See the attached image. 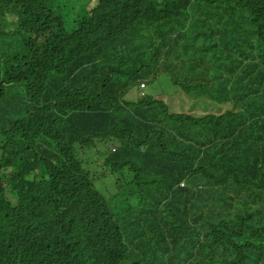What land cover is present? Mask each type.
Segmentation results:
<instances>
[{
	"label": "trees",
	"instance_id": "obj_1",
	"mask_svg": "<svg viewBox=\"0 0 264 264\" xmlns=\"http://www.w3.org/2000/svg\"><path fill=\"white\" fill-rule=\"evenodd\" d=\"M2 45L0 264H264V0H0Z\"/></svg>",
	"mask_w": 264,
	"mask_h": 264
},
{
	"label": "rangeland",
	"instance_id": "obj_2",
	"mask_svg": "<svg viewBox=\"0 0 264 264\" xmlns=\"http://www.w3.org/2000/svg\"><path fill=\"white\" fill-rule=\"evenodd\" d=\"M8 21V20H7ZM69 25L66 24V29H69ZM259 49V48H258ZM175 49L171 50L169 53L170 56L176 55V53H173ZM9 51L8 47H5L4 45L0 46V57H2V53ZM176 51V50H175ZM193 51L192 50H187V53H185L186 56L192 55ZM152 66L154 69V74L155 75H144V80L148 83V88L147 93L149 95L155 96L158 100L164 101L169 104V108L171 112L175 113H193L194 115L201 116L207 113H218V110H216L213 106H209L208 109H203L201 105L192 107V100L189 98V96L182 92V90L177 86L172 78L176 77L179 78L182 74L181 71H174L177 72L174 75L171 76L169 69L174 68L175 66L172 65L170 67L169 65L163 66V64H160L158 66V61L153 59L152 61ZM158 66V67H157ZM187 73V72H186ZM185 74V73H184ZM144 81V82H145ZM91 84L97 85L99 88L100 85L104 84V81L100 77H96L94 80L91 81ZM17 88H24V87H17ZM132 88H137V87H132ZM180 94V96H178ZM128 98L127 100H132L134 101L135 99L138 100L137 96V89H132L131 91L128 92ZM104 147H109V144H98L96 147L97 149L101 150V146ZM81 159L84 160L87 164H92L95 172L97 171V160L95 157V154L93 151H86L85 154L80 155ZM84 164V168L87 169V164ZM94 179V187L98 192H100L109 202L110 208L113 214H116L117 217L119 218V224H121V213L120 211L116 210L117 208L120 210L125 203V199L128 197V194L126 195L127 191V185H128V178H126V181L123 182L122 185L118 186L119 188V197H116L115 195H110L104 190V186L102 182H99L95 180V177L93 176ZM112 179V178H111ZM104 180V179H103ZM107 183H109L112 186L111 180L106 179L104 180ZM114 183V188L116 187ZM128 206V205H127ZM130 209V207L128 206ZM129 218H132V213L129 214Z\"/></svg>",
	"mask_w": 264,
	"mask_h": 264
}]
</instances>
